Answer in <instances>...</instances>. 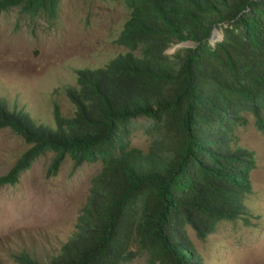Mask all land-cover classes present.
Instances as JSON below:
<instances>
[{"label": "trees", "instance_id": "1", "mask_svg": "<svg viewBox=\"0 0 264 264\" xmlns=\"http://www.w3.org/2000/svg\"><path fill=\"white\" fill-rule=\"evenodd\" d=\"M129 13L114 39L126 49L96 67L76 68L65 86L71 115L37 121L0 95V127L29 143L0 186L15 183L42 152L46 174L66 155L72 168L103 160L75 230L41 260L25 241L12 264H121L139 251L152 263L205 264L189 238L246 211L253 149L237 142L250 112L264 118V0H122ZM60 0H0L28 17L54 18ZM221 39L210 42L213 28ZM192 46L167 49L180 41ZM146 119V149L128 146L132 119ZM135 246L133 248L132 246ZM37 254V253H36Z\"/></svg>", "mask_w": 264, "mask_h": 264}, {"label": "rangeland", "instance_id": "2", "mask_svg": "<svg viewBox=\"0 0 264 264\" xmlns=\"http://www.w3.org/2000/svg\"><path fill=\"white\" fill-rule=\"evenodd\" d=\"M129 10L122 0H60L54 18L23 14L19 7L0 11V95L25 108L37 121L53 123L57 104L64 115L75 109L65 86L76 83V68L105 64L126 48L114 39ZM220 31L210 42L222 35ZM180 41L167 50L192 46ZM237 125V142L253 149L250 170L252 191L246 211L234 220H221L205 238L188 224L186 231L205 264H264V118L258 123L250 112ZM146 119H132L125 143L146 149L150 138ZM29 147L10 126L0 127V175L6 173ZM52 152L40 153L15 183L0 186V264H12L11 252L22 242L31 243L35 255L47 258L50 246L65 240L74 230L89 194L90 180L103 160L84 161L72 168L66 155L54 174L46 170ZM135 248V246H132ZM121 264H160L147 261L139 251Z\"/></svg>", "mask_w": 264, "mask_h": 264}, {"label": "bare ground", "instance_id": "3", "mask_svg": "<svg viewBox=\"0 0 264 264\" xmlns=\"http://www.w3.org/2000/svg\"><path fill=\"white\" fill-rule=\"evenodd\" d=\"M219 31H220V30L217 29V28L214 29L213 34H212V36H211V41L215 38V34H216L217 32H219Z\"/></svg>", "mask_w": 264, "mask_h": 264}, {"label": "water", "instance_id": "4", "mask_svg": "<svg viewBox=\"0 0 264 264\" xmlns=\"http://www.w3.org/2000/svg\"><path fill=\"white\" fill-rule=\"evenodd\" d=\"M214 29H215V27H214L213 30H212V33H211V35H210V39H211V36H212V34H213ZM221 37H222V35H221ZM220 39H221V38H220Z\"/></svg>", "mask_w": 264, "mask_h": 264}]
</instances>
